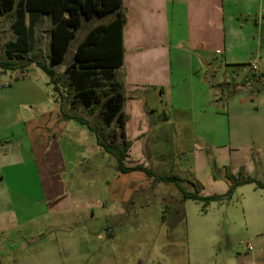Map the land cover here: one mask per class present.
<instances>
[{
    "label": "crops",
    "instance_id": "0c3cea01",
    "mask_svg": "<svg viewBox=\"0 0 264 264\" xmlns=\"http://www.w3.org/2000/svg\"><path fill=\"white\" fill-rule=\"evenodd\" d=\"M121 7L125 17L123 65L114 72L125 96L124 135L129 143L125 165L141 166L159 176H176L180 166L167 163L163 145L147 144V136L156 121L161 120L152 119L155 107L150 105L151 101L166 99L171 110L189 113L198 121L186 123L187 130H178L175 136L190 133L200 143L216 147L210 141H216L223 128L205 121L217 116V111L210 106L218 95L211 89L218 84L229 85L230 79L237 85L250 86L260 81L249 80L248 73H254V66L264 69V0H121ZM8 17L12 23V17ZM112 18L83 21L71 42L84 26L97 21L88 27L81 40L93 27L106 24ZM29 19L26 14V26ZM32 20L31 54L39 60L42 41L48 40L49 52L52 25L47 16L34 15ZM45 22L49 23L47 30L42 29ZM65 69L59 72L64 81ZM8 70H17V73L5 79L2 75L5 70L0 69V252L3 263L123 264L126 259L118 245L119 237L126 217L134 210L108 208L104 191L69 193L64 186H71V172L76 166L92 158H104L103 154L107 153L97 145L95 134L74 119L80 116L69 110L72 99L63 106L62 113L59 96L52 90L49 79L40 82V69L35 64L27 62L20 68ZM174 70L180 73L176 82L172 75ZM227 70H240L241 75L232 78L225 75V80L218 83L209 75ZM5 83L9 85L4 86ZM162 120L169 118L164 115ZM164 131L166 133L161 128L157 134L162 137ZM259 135L262 137L264 133L260 131ZM175 144L178 154V139ZM150 146L156 148V155L151 154ZM261 149L264 151V146ZM89 167L95 166L91 163ZM164 169H168L166 174L156 173ZM181 169L189 179L207 187L205 192L202 189L204 196L221 195L228 190L225 177H212L203 161ZM240 170L248 177L254 175L251 163L230 165V175H237ZM254 178L264 184V162L260 163ZM28 182L38 185L37 194L25 189L19 192L15 186ZM251 185L235 191L245 195L242 212L246 225L254 231L249 239L252 245L247 244L243 254L237 252L226 264H264V190L260 189L261 193L250 191ZM160 195L166 201L161 209L163 216L172 219L163 217L162 221L169 233L170 227L181 222L182 204L186 201L182 202L179 192L176 197L166 192ZM108 198L113 200L116 194H108Z\"/></svg>",
    "mask_w": 264,
    "mask_h": 264
},
{
    "label": "rangeland",
    "instance_id": "374dc122",
    "mask_svg": "<svg viewBox=\"0 0 264 264\" xmlns=\"http://www.w3.org/2000/svg\"><path fill=\"white\" fill-rule=\"evenodd\" d=\"M96 23L97 21L91 25ZM91 25L84 26L75 40L71 42L69 53L66 55L63 68L59 72H63L70 64L72 50L75 49L78 41L81 40ZM48 26L49 23L45 22L42 29L47 30ZM12 40H14V35L11 31V18L4 16L0 18V65H8L9 68L17 69L25 65L27 61L8 59L5 54V47ZM47 43L48 40H45L40 44L45 57L48 53ZM43 53L40 52L41 55ZM253 71V74H250L251 71L248 73L249 80L257 78L260 80L258 83L252 82L251 86L237 85L230 79L229 85L226 83L218 84L211 89L212 93L216 92L218 95L216 101L210 106L217 111V116L205 121L213 126H218L220 129L223 128V133L216 138V141H210L216 147H212V144L207 146L203 142L200 143L193 139L190 133L175 136L174 134L178 130H187L186 123H193L196 119L191 118L189 113L171 110L166 99L157 101L152 99L153 104L150 105H153L155 110L151 113V117H153L152 119L159 117L161 120L155 122V126L147 136V144L155 143L156 146L158 143L162 144L167 163L170 166L173 164L180 166V173L176 176H178L184 191L199 192L202 195L203 188L204 192L208 190L205 185L203 187L201 183L189 179L185 170L183 173L181 171V168L187 164H198L199 161L205 163L207 170L214 178L218 175L224 177L230 175V165L233 163H251L254 175L249 177L256 180L254 176L257 174L260 163L264 162V151L261 149V146H264V136L259 135L260 131L264 133V69L261 70L256 67ZM16 73L17 70L5 69L2 75L5 79H9ZM38 73L41 77L40 82L42 79H48L41 70ZM237 74L241 75L240 70L221 71L215 75L209 73V75L214 76L213 81L216 83L223 82L225 75L232 78ZM172 75L175 82L180 77V73L176 70L172 72ZM62 76L63 74L59 73V82L66 89ZM69 97L71 100L72 97ZM69 110L90 122L96 135L107 143L112 142L113 139L116 140V137H112L114 133L116 136L120 133L116 124L110 127L103 126L98 117L99 108L89 112V110L82 109L75 104V106L71 105ZM164 115L169 118L168 121L162 120ZM196 122L198 121L196 120ZM161 128L166 130L162 137L158 135ZM260 138L262 141H259ZM177 139L179 141L178 154L175 152ZM150 148L151 154L156 155V148L153 146ZM103 155L104 158H92L91 161L76 166L71 172V186L67 184L64 186L69 193H81L87 190L90 192L104 191L107 195L108 208L122 207L126 210H134L132 213L130 211L129 216L126 217L127 222L124 224L119 237L118 245L121 248L123 258L126 259L123 264H226L227 260L235 257L237 252L243 254V249L247 244L252 245L249 239L253 236L254 231L251 226L246 225V218L242 212L245 195H238V192L234 191L231 200L215 202L204 211L202 204L187 200L182 204L181 222L175 227H170L171 232L168 233V228L162 223L164 216L161 211L166 201L160 194L166 192L167 195L176 197L178 192L175 187L169 184L158 185V183L153 182L152 178H147L140 172L121 174L116 169V159L109 154ZM91 163L95 167L88 168ZM221 164L222 166H220ZM167 170H157L156 173L166 174ZM240 172L243 176L248 177L243 170ZM68 177L70 176L68 175ZM154 184L156 188L161 189L154 190ZM15 186L19 192L25 189L33 194L38 193V185L34 182ZM253 187L255 186L252 184L249 188L250 191L261 193L260 189H255L256 187L252 190ZM111 193L116 194V198L113 200L108 198V194ZM34 207L37 208V205ZM164 219L170 220L171 217L165 215ZM247 223L249 225V222ZM101 232L103 231L101 230ZM0 264H4L1 252Z\"/></svg>",
    "mask_w": 264,
    "mask_h": 264
},
{
    "label": "trees",
    "instance_id": "16d2710c",
    "mask_svg": "<svg viewBox=\"0 0 264 264\" xmlns=\"http://www.w3.org/2000/svg\"><path fill=\"white\" fill-rule=\"evenodd\" d=\"M121 11V0H0V17L11 16L13 19L11 31L14 40L6 44L5 54L10 60H26L29 64H35L48 77L52 90L59 96L62 113L63 106L71 96V105L76 104L89 112L99 108L98 117L104 127L116 124L120 133L118 136L114 133L112 137H116V140L107 143L96 135L94 128L86 120L74 117L95 134L97 145L116 159L117 170L121 174L140 172L147 178H152L154 183L171 184L180 193L182 202L192 200L200 203L203 211L211 203L231 200L238 187L253 184L256 189L264 190V185L239 172L236 176L225 177L229 183L225 194L202 196L199 192L184 191L179 178L174 175L159 176L141 166L126 167L129 143L124 135L125 96L114 72L123 65L122 28L125 17ZM26 14L30 18L28 26L24 23ZM34 15L49 17L52 25L49 30V52L45 57L41 49L43 55L40 54L39 60L31 54L33 40L29 30ZM109 16L113 18L108 23L93 27L75 47L72 61L64 71L67 87L64 89L59 82V71L75 33L81 28L83 21ZM0 69L11 68L0 65Z\"/></svg>",
    "mask_w": 264,
    "mask_h": 264
},
{
    "label": "built area",
    "instance_id": "2783aa9c",
    "mask_svg": "<svg viewBox=\"0 0 264 264\" xmlns=\"http://www.w3.org/2000/svg\"><path fill=\"white\" fill-rule=\"evenodd\" d=\"M254 68H256V67L254 66L253 69H254ZM8 85H9L8 83H5V84H4V86H8ZM249 249H250V247H249Z\"/></svg>",
    "mask_w": 264,
    "mask_h": 264
}]
</instances>
